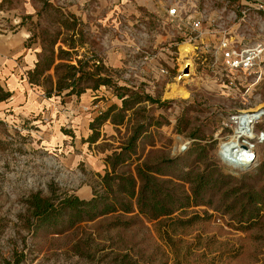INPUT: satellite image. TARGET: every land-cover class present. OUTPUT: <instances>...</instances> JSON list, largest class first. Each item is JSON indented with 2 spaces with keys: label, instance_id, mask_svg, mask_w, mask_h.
<instances>
[{
  "label": "rangeland",
  "instance_id": "rangeland-1",
  "mask_svg": "<svg viewBox=\"0 0 264 264\" xmlns=\"http://www.w3.org/2000/svg\"><path fill=\"white\" fill-rule=\"evenodd\" d=\"M138 1L0 0V11L9 15L0 18V28L19 20L16 31L27 35L23 43L34 53L29 82L62 104L83 100L90 122L107 111L106 120L94 122L91 129L89 122L79 136L70 121L62 126L72 137L68 149L45 146L44 135L50 132L33 119L17 120L9 112L0 116V264H15L17 257L18 264H264V210L246 222L238 218L237 208L222 206L218 194L212 204L189 205L155 219L133 205L131 212L83 220L57 233L29 225L25 199L31 193L89 199L96 174L110 170L122 148L124 161L115 165L117 173L135 175L139 165L160 166L165 178L185 193L190 184L174 178L179 171L213 165L233 177L230 185L240 192L264 185V144L244 170L220 163L216 155L219 142L232 132V115L264 109V76L248 90L235 76L226 77L220 61L214 63L221 28L247 40L262 38L264 10L259 7L264 0H181L205 25L215 19L210 27L214 38L196 43L206 51L202 58L179 56L171 65L153 55L180 42V30L164 23L139 26ZM164 1L167 7L178 0ZM242 2L251 11L241 21ZM218 16L225 23L216 24ZM154 63L168 73L152 70ZM188 63L193 72L183 76ZM175 82L188 91L187 98L166 96ZM59 83L67 87L60 94ZM0 85L7 91L1 80ZM262 130L264 119L255 125L256 133Z\"/></svg>",
  "mask_w": 264,
  "mask_h": 264
},
{
  "label": "trees",
  "instance_id": "trees-1",
  "mask_svg": "<svg viewBox=\"0 0 264 264\" xmlns=\"http://www.w3.org/2000/svg\"><path fill=\"white\" fill-rule=\"evenodd\" d=\"M68 66L74 68L73 65ZM106 83L107 79L105 78L102 84ZM99 84L98 81L95 88ZM64 88L67 87L63 83H59L58 94ZM81 92L82 90L79 89L76 94L80 95ZM72 93L74 91L71 90L66 94ZM10 95L11 93L3 91L0 85V102L6 100ZM106 119L107 111L90 122L89 128H94V122ZM94 139V137H90L89 141ZM135 139L136 135L131 138L129 147ZM122 152L123 148L114 154L113 162L109 163L110 170H105L103 174H96L97 182L92 186L93 193L89 199L68 193L57 197H44L39 192L31 193L25 199L31 215L29 225L35 230L45 228L57 233L83 220H92L118 211L131 212L133 205L138 213L155 219L169 216L174 211L189 205L212 204L216 194H218V201L222 206L226 205L231 209L237 208L238 218L244 219L246 222L252 221L260 214L261 210H264V185L259 189L250 188L240 192V188L230 185L233 177L213 165L212 169L199 171L186 172L181 169L174 178L189 182V193H185L179 191V185L174 184L172 178H165L164 170L166 169H162L160 166L142 164L136 167L135 175L124 172L117 173L114 170L115 165L124 161ZM110 157L108 156L107 159ZM173 162V160L170 161V163ZM229 198L231 201L227 203L226 200ZM18 261L19 257L16 258L15 264H18Z\"/></svg>",
  "mask_w": 264,
  "mask_h": 264
},
{
  "label": "built area",
  "instance_id": "built-area-1",
  "mask_svg": "<svg viewBox=\"0 0 264 264\" xmlns=\"http://www.w3.org/2000/svg\"><path fill=\"white\" fill-rule=\"evenodd\" d=\"M246 4L247 3L242 2L241 9L239 10L242 17L241 21L249 14L250 7L246 6ZM259 8L264 10V4L261 3ZM3 17H7L6 13L0 11V18ZM204 21L205 19L195 15L192 9L189 10L184 8L181 0L167 6L163 23L171 28H178L181 32L182 40L180 42L174 41L168 44V46L161 47L153 57L158 58V54L165 53L166 58H163L164 61L167 63V60H170L174 63V59L180 56L179 45L183 42H188L193 46V50L188 52L183 58L189 56H193L197 59L202 58L203 55L206 54V51L199 49L196 43L198 41L203 42L204 39L208 41L211 40L210 38H214L210 27L215 19L210 17L206 20V25ZM221 23H225L224 16H218L216 24L221 25ZM18 24L19 20H15L11 22L10 25L0 30H2V32L8 29L13 31ZM239 24H241V22H239ZM216 34L218 40V53L215 55L214 63L217 64L220 61L221 70L225 72V75H227L226 77L230 74L235 76V80L238 81V83H246L248 90L254 88L260 82L262 76H264V69L261 67V63L264 61V35H262L260 39L247 40L242 33L235 30H225L224 27L216 32ZM172 45H174V47ZM158 71L161 74L168 73V69L161 65ZM247 77L248 79H246ZM230 82L233 83L232 81ZM260 112L264 114V109L260 108ZM245 113L249 114V112H243L231 116L229 122L231 123L230 127L232 132L219 142L216 151L220 163L243 170L249 163H251L250 166H252L256 158L257 148L264 144V130L259 133L255 132L256 134L252 138L244 134L239 135L238 129L242 128L238 125V121ZM236 127L238 129H236ZM226 144H231V147H225ZM241 149L245 151V154L241 151L242 154L237 155L241 156V158L236 161L233 160L232 154L237 151L239 152ZM248 155L254 156L252 162H250V159L247 157Z\"/></svg>",
  "mask_w": 264,
  "mask_h": 264
},
{
  "label": "crops",
  "instance_id": "crops-1",
  "mask_svg": "<svg viewBox=\"0 0 264 264\" xmlns=\"http://www.w3.org/2000/svg\"><path fill=\"white\" fill-rule=\"evenodd\" d=\"M165 3L164 0H139L135 10L138 25L155 28L158 23H163L166 12ZM7 14L6 16L9 17ZM14 21L12 19V22ZM2 25L4 24H0ZM17 28L18 26L13 31L0 30V80L11 93L6 100L0 102V116L9 112L8 115L17 120L33 119L32 123L39 124L37 126L40 128L44 126L50 132V135H44L45 140L42 142L45 146L48 144V146H61V149H68L69 145L65 144L72 137L62 132V126L70 121L73 123L74 136L75 133L79 136L91 120V115L82 110L88 104H85L83 100L77 105L62 104L59 100L47 98L38 86L29 82L27 74L34 67V53L23 43L27 35L16 31ZM157 56L158 58H154H166L165 53ZM171 62L167 60L168 65H171ZM160 65L152 64V70L158 71Z\"/></svg>",
  "mask_w": 264,
  "mask_h": 264
},
{
  "label": "bare ground",
  "instance_id": "bare-ground-1",
  "mask_svg": "<svg viewBox=\"0 0 264 264\" xmlns=\"http://www.w3.org/2000/svg\"><path fill=\"white\" fill-rule=\"evenodd\" d=\"M179 50H180V57L183 58L188 52H191L193 50V46L188 43V42H183L179 45ZM189 61V60H186ZM188 65V74H191L193 72V66L192 64L188 63L186 64ZM187 74H184L183 76H186ZM189 95L188 91L180 84L178 83H172L170 85V90L168 92H166V96L169 98H187ZM253 113H245L244 115H242V117L240 118V120L238 121V125H240V127L242 129H238L236 127V129H238L239 135L244 134L247 137H254L255 136V125L258 121H261L262 119H264V114H262L260 112V108L259 106H256L253 109ZM225 147L230 148L231 144H226ZM243 151L242 149L238 152H235L232 154L233 156V160H237L239 158H241V156H237L242 154ZM243 153L245 154V151H243Z\"/></svg>",
  "mask_w": 264,
  "mask_h": 264
},
{
  "label": "water",
  "instance_id": "water-1",
  "mask_svg": "<svg viewBox=\"0 0 264 264\" xmlns=\"http://www.w3.org/2000/svg\"><path fill=\"white\" fill-rule=\"evenodd\" d=\"M188 70H189V69H188V65H186V66L183 68L182 75H184L185 73H188ZM247 157L250 159V162H252V161L254 160V156H253V155H248ZM250 165H251V163H249V164L245 167V169L248 168Z\"/></svg>",
  "mask_w": 264,
  "mask_h": 264
}]
</instances>
